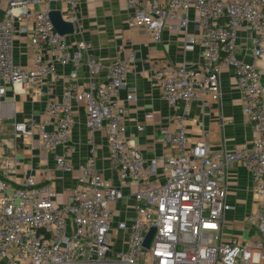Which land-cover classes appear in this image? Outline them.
<instances>
[{
    "label": "built area",
    "instance_id": "obj_1",
    "mask_svg": "<svg viewBox=\"0 0 264 264\" xmlns=\"http://www.w3.org/2000/svg\"><path fill=\"white\" fill-rule=\"evenodd\" d=\"M6 3L0 20V97L6 85L20 86L34 95L44 93L43 80L56 75L53 65L42 59L43 48L50 50L61 64L73 63L70 79L77 77L86 41L70 52L65 36L53 25L51 9L44 4L59 0H1ZM80 0H62L65 20L78 21ZM42 4L40 10L34 4ZM128 23L148 31L160 42L162 31L187 32L191 10L199 37L187 36L185 47L200 44L203 60L198 64L164 65L159 71L162 97L171 106L183 101L187 106L196 99L221 98V74L232 65L243 95V114L252 126L251 146L232 151L213 150L205 140L187 148V133L182 125L166 139L176 153L162 159H135L132 141L127 136V109L119 98L135 60V51L109 67L107 83H91L87 92L67 84L62 100L49 103L46 115L14 123L16 136H38L41 147L54 153L56 168L78 172V184L62 207L50 184L38 186L32 176L14 186L0 175V264H264V0H127ZM34 23L31 45L36 54L33 65L23 69L13 60V41L18 23ZM241 31L245 36H240ZM245 41L239 47V40ZM243 50L255 59L247 62L237 52ZM92 69L98 63L89 58ZM135 99L134 91L127 101ZM84 101L87 111L89 142L102 130L107 134L109 158L116 167L120 186L101 177L95 161L77 167L69 160L76 148L70 145L75 124L73 103ZM0 102V110L2 109ZM147 120L154 117L146 113ZM51 128V129H50ZM138 131L144 125H138ZM63 148L62 153L58 149ZM240 162L250 171L260 209L251 213L245 228L256 238H221L223 218L233 207L227 203V171ZM162 167L160 170L159 167ZM132 188L136 217L118 228L129 232L128 247L110 257L113 236L112 202ZM155 232L149 248L144 245L149 231Z\"/></svg>",
    "mask_w": 264,
    "mask_h": 264
},
{
    "label": "crops",
    "instance_id": "obj_2",
    "mask_svg": "<svg viewBox=\"0 0 264 264\" xmlns=\"http://www.w3.org/2000/svg\"><path fill=\"white\" fill-rule=\"evenodd\" d=\"M43 6L52 12H61L65 20L66 7L62 0ZM6 7V3L0 0V20L4 17ZM41 7L42 4L33 5L35 10ZM76 14L78 21L72 23L74 32L65 35L70 52L74 53L81 41L90 45L82 53L77 77L70 79L73 63L61 64L50 50L43 48V61L56 69L55 76L50 75L43 80L44 93L34 95L23 87L6 85L5 94L0 97L3 104L0 110V175L6 181L19 187L26 176H32L38 186L50 184L56 191V205L62 207L66 204L69 193L78 184V172L58 170L54 153L42 149L38 136H16L14 123L31 118L41 120L51 101L62 100L70 82L81 92H87L91 83L105 85L110 65L125 58L131 51H135V60L119 98L127 109V136L142 159L160 160L166 155L175 154V145L166 139V135H174L180 125L188 136L187 148L201 140L208 142L213 150L232 151L237 147L251 146L253 130L243 114V95L232 65L226 66L221 74V98L218 101L203 97L192 101L189 106L183 101L171 106L162 97L159 71L164 65L175 67L184 63L198 64L203 60L200 44H195L190 50L185 47L187 36L199 37L193 10L186 33L164 28L160 42H155L145 29L129 25L127 0H80ZM33 29L34 23L28 19L17 24L12 53L15 65L23 69L30 68L35 59L36 50L31 45ZM239 35L243 37L245 32L241 31ZM244 43L241 38L239 47ZM237 55L247 62H255L253 56L241 49ZM89 58L98 63L97 70L92 69ZM256 64L264 67L263 61H256ZM130 91H134L135 99L127 101ZM73 110L75 124L70 145L76 150L69 160L77 167L93 159L101 177L116 187L120 186L115 164L109 158L106 132L96 131L92 145L89 142L85 102L73 103ZM150 112L154 117L147 120L145 115ZM140 124L144 125L141 132L137 129ZM62 151L63 148H60L57 152ZM227 182L226 199L233 208L224 215L219 242H226L232 236L241 240L254 239L255 235L245 228V222L261 206L253 189L250 171L240 162L232 163L227 171ZM132 192V188L124 189V196L110 205L113 213L112 259L117 251H125L128 247L129 232L120 230L118 224L126 222L130 225L136 217V202ZM113 264L119 263L113 261Z\"/></svg>",
    "mask_w": 264,
    "mask_h": 264
},
{
    "label": "water",
    "instance_id": "obj_3",
    "mask_svg": "<svg viewBox=\"0 0 264 264\" xmlns=\"http://www.w3.org/2000/svg\"><path fill=\"white\" fill-rule=\"evenodd\" d=\"M51 18H52V22L53 25L55 26L56 31L60 34V35H67L70 33L74 32V26L71 22H67L63 19V16L61 14V12H51ZM132 156L135 159H141L142 156L139 153L138 149H132L131 151ZM155 229L152 228L149 233L146 236L144 245L146 248H149L150 246V242L152 240V237L154 235Z\"/></svg>",
    "mask_w": 264,
    "mask_h": 264
}]
</instances>
